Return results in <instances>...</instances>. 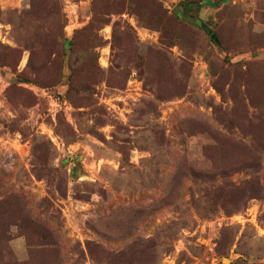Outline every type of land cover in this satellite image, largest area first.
<instances>
[{
	"label": "rangeland",
	"instance_id": "obj_1",
	"mask_svg": "<svg viewBox=\"0 0 264 264\" xmlns=\"http://www.w3.org/2000/svg\"><path fill=\"white\" fill-rule=\"evenodd\" d=\"M0 72V264H264V0H0Z\"/></svg>",
	"mask_w": 264,
	"mask_h": 264
},
{
	"label": "water",
	"instance_id": "obj_2",
	"mask_svg": "<svg viewBox=\"0 0 264 264\" xmlns=\"http://www.w3.org/2000/svg\"><path fill=\"white\" fill-rule=\"evenodd\" d=\"M173 13L178 16L179 13H180V6H178L174 11ZM183 20L187 23H189L190 25L196 27V28H199V29H204L205 31L207 32H210L209 29L204 26V25H201L199 24L194 18L190 17V16H187V17H183Z\"/></svg>",
	"mask_w": 264,
	"mask_h": 264
},
{
	"label": "built area",
	"instance_id": "obj_3",
	"mask_svg": "<svg viewBox=\"0 0 264 264\" xmlns=\"http://www.w3.org/2000/svg\"><path fill=\"white\" fill-rule=\"evenodd\" d=\"M1 75H2V74H1V72H0V77H1Z\"/></svg>",
	"mask_w": 264,
	"mask_h": 264
}]
</instances>
